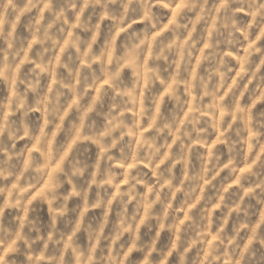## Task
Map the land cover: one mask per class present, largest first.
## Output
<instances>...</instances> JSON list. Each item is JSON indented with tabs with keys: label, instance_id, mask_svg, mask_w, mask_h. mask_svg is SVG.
<instances>
[{
	"label": "clouds",
	"instance_id": "1",
	"mask_svg": "<svg viewBox=\"0 0 264 264\" xmlns=\"http://www.w3.org/2000/svg\"><path fill=\"white\" fill-rule=\"evenodd\" d=\"M0 264H264V0H0Z\"/></svg>",
	"mask_w": 264,
	"mask_h": 264
}]
</instances>
